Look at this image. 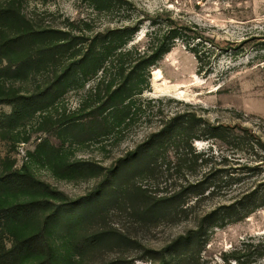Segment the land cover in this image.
Wrapping results in <instances>:
<instances>
[{
  "label": "trees",
  "instance_id": "obj_1",
  "mask_svg": "<svg viewBox=\"0 0 264 264\" xmlns=\"http://www.w3.org/2000/svg\"><path fill=\"white\" fill-rule=\"evenodd\" d=\"M25 1L0 0V83L6 87L9 76L32 82L35 87L24 95L3 91L0 102L13 106V111L0 114V119L12 120L24 104L33 112L48 111L69 92L89 85L79 107L69 114L64 112L59 126L87 131L91 140L109 153L134 127L151 129L133 149L110 163L82 158L63 162L66 173L101 178L94 193L80 201L83 207L95 206L91 217L101 213L96 198L115 190L133 199L143 226L178 223L192 216L199 220L195 228L159 249L134 243L122 231L107 226L85 233V246L97 249L103 244H137L143 246L145 255L141 258L152 264H211L203 255L209 229L239 222L264 208V137L242 120L234 125L212 121L203 107L174 98L145 97V93L152 90L153 68L179 41L196 56L199 74H213L212 59L218 48L215 41L200 32L197 24L171 14L142 16L135 23L98 31L86 19L68 21L63 27L44 26L27 13ZM87 1L94 10L105 13L131 5L129 0ZM146 20L150 28L145 41L136 43L135 36ZM220 50L229 52L227 48ZM172 103H177L174 109H170ZM195 141H209L211 147L197 151ZM218 143L231 146V153L216 155ZM125 176L130 180L150 178L154 180L150 186L158 191L135 181L121 188L119 183ZM20 188L40 192L43 197L24 203L6 201L4 192ZM217 197H227L230 202L200 215L202 204ZM78 204L29 173L0 174V264H56L54 223L62 215L71 218L69 210ZM51 206L43 225L24 234V219ZM4 234L13 236L11 245ZM222 258L229 264H264V238L243 242Z\"/></svg>",
  "mask_w": 264,
  "mask_h": 264
},
{
  "label": "rangeland",
  "instance_id": "obj_2",
  "mask_svg": "<svg viewBox=\"0 0 264 264\" xmlns=\"http://www.w3.org/2000/svg\"><path fill=\"white\" fill-rule=\"evenodd\" d=\"M129 1L131 5L125 4L113 13L96 11L87 0H26L25 9L37 24L63 27L68 21L86 19L94 31L135 23L142 16L153 18L167 14L185 23L197 24L199 31L213 39L218 46L212 59L214 73L199 74L196 56L179 41L153 68L152 90L146 92L145 97L174 98L203 107L209 119L227 125L242 120L264 137V0ZM149 28V20L144 21L134 42L142 44ZM209 47L207 45V49ZM221 48H227L229 52L221 53ZM233 53L238 56L235 57ZM158 72L160 76L156 77ZM6 80V87H1L0 83V94L5 90L9 93L15 90L24 95L35 87L32 82L14 80L9 76ZM88 88L89 85L85 89L69 92L48 111L33 112L24 104L12 120L0 119V174L13 171L29 173L79 201L75 209L69 210L71 218H67V214L62 215V219L54 223L52 239L58 250L56 264H111L114 261L119 264H152L141 258L145 255L141 245L115 244L110 247L103 244L97 249H89L83 236L85 233L93 234L102 226L113 227L131 237L134 243L138 241L159 249L178 235L195 228L199 220L192 216L178 223L143 226L133 199L115 190L96 198L101 213L95 219L91 217L96 212L95 206L83 207L80 201L84 202L94 193L101 178L66 173L63 162L82 158L110 163L114 157L124 156L133 149L151 129L146 125L134 127L124 141L109 153L102 150L101 144L91 140L92 136L87 131L59 126L57 122L63 113L69 114L79 107L80 99ZM176 106L177 103H172L170 109ZM12 111L13 106L0 102V114ZM194 147L197 151H206L211 143L195 141ZM231 149L225 143H218L214 153L228 155ZM134 181L158 191L150 186L154 185V180L150 178L130 180L125 176L119 184L125 188ZM4 196L9 203L38 201L43 197L40 192L37 194L25 188L4 192ZM229 202L227 197L209 199L198 211L201 215L219 204ZM51 211L52 206L39 208L30 218L24 219V234L29 235L39 229ZM4 238L11 245L13 236L8 234ZM262 238L264 208L239 222L210 228L203 255L211 264H229L222 258L224 253L241 247L248 240Z\"/></svg>",
  "mask_w": 264,
  "mask_h": 264
},
{
  "label": "bare ground",
  "instance_id": "obj_3",
  "mask_svg": "<svg viewBox=\"0 0 264 264\" xmlns=\"http://www.w3.org/2000/svg\"><path fill=\"white\" fill-rule=\"evenodd\" d=\"M158 76H160V73L158 72V73H156V77H158Z\"/></svg>",
  "mask_w": 264,
  "mask_h": 264
}]
</instances>
